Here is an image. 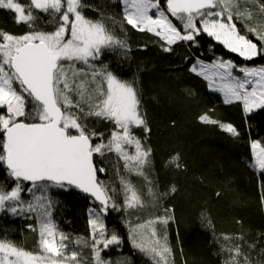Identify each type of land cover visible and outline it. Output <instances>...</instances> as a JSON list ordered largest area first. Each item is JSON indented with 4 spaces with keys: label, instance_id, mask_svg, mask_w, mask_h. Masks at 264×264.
Masks as SVG:
<instances>
[{
    "label": "snow or ice",
    "instance_id": "1",
    "mask_svg": "<svg viewBox=\"0 0 264 264\" xmlns=\"http://www.w3.org/2000/svg\"><path fill=\"white\" fill-rule=\"evenodd\" d=\"M258 13L237 0H119L122 21L137 32L158 38L164 52L183 44L188 70L202 78L225 104L239 103L245 117L264 110V63L237 65L214 55L203 58L200 37L207 36L243 61L264 59V0H254ZM85 0H0V10L13 14L14 23L27 31L14 34L0 29V166L6 176L0 182V214L35 220L28 227L38 233V250L29 251L0 238V264H84L80 246L90 248L91 264H132L120 254L105 258L115 248L122 253L123 238L109 231L105 217L124 215L131 248L151 264H174L167 226L173 210L140 221L139 214L161 206L177 191L172 185L161 192L152 178L151 132L137 77H123L122 67L104 62L106 52L125 59L131 51L117 34L115 17L109 24L89 19ZM53 25L46 31L38 22ZM243 23V28L238 26ZM250 36L255 37V41ZM214 52V45L210 46ZM111 125L107 136L89 128L88 121ZM203 124L218 125L232 137L239 130L203 114ZM142 129L144 138L135 133ZM252 163L264 176V143L251 142ZM111 164L115 181L101 176ZM166 166L184 170L180 155ZM132 177L143 179L138 187ZM8 181H11L9 184ZM78 190L99 207L89 208V236L73 239L54 219L57 201L52 192ZM217 197L222 195L216 192ZM261 202L264 203V182ZM135 215L140 222L132 223ZM201 224L211 227L202 213ZM223 242H220V241ZM243 237L218 238L226 253L224 264H264V248L242 243ZM255 253V254H254Z\"/></svg>",
    "mask_w": 264,
    "mask_h": 264
},
{
    "label": "trees",
    "instance_id": "2",
    "mask_svg": "<svg viewBox=\"0 0 264 264\" xmlns=\"http://www.w3.org/2000/svg\"><path fill=\"white\" fill-rule=\"evenodd\" d=\"M20 2L27 4L28 0ZM85 3L92 5L84 9L89 19H100L103 13L105 21L113 24L108 17H115L117 34L130 45L126 59L112 52H106L103 59L114 68L122 67L124 78H138L142 107L151 128L146 143L153 152L152 178L161 192L172 185L177 189L174 195L161 201L160 207L141 212L140 219L164 215L165 208L173 210L175 219L167 226V233L174 264H224L226 253L221 252L218 243V238L224 234L243 237L245 248L248 244H256V251L264 248V203L261 202L264 176L250 166L251 142L264 143V110L245 117L239 103H223L220 94L210 91L202 78L188 70L185 56L189 49L185 45H176L172 52L166 53L158 38L151 34L137 32L126 24L121 32L119 0H85ZM237 3L241 8L247 6L258 13L254 0H237ZM258 15L264 19V15ZM38 23L43 30H53L51 24ZM238 26L243 28V23L238 22ZM0 29L17 35L28 30L23 24H15L13 14L7 10H0ZM250 38L259 43L254 36ZM200 40V51L205 60L220 55L237 65L264 63V59L243 61L207 36ZM212 45L214 52L209 50ZM203 114L220 123L232 124L240 136L232 137L218 125L201 123L199 117ZM88 126L105 136L111 129L110 124L102 121L90 120ZM134 131L144 138L142 129ZM177 153L186 166L184 170L166 166ZM106 166L109 172L101 179L114 182L112 166ZM4 176L6 173L0 166V182ZM132 179L138 187L144 186L142 178ZM216 192L222 195L217 197ZM52 195L57 201L54 219L60 230L73 239L88 238V210L99 205L75 189L53 190ZM202 213L211 220V227L201 224ZM130 218L133 224L138 221L135 215ZM105 222L109 231L116 230L124 240L122 253L112 248L102 253L105 258L124 254L131 258L132 264H149L131 248L122 213L110 212ZM29 224L35 226L36 221L0 214V238H7L26 250L37 251L38 233L29 229ZM80 250L84 258L89 256L90 248L81 245Z\"/></svg>",
    "mask_w": 264,
    "mask_h": 264
},
{
    "label": "rangeland",
    "instance_id": "3",
    "mask_svg": "<svg viewBox=\"0 0 264 264\" xmlns=\"http://www.w3.org/2000/svg\"><path fill=\"white\" fill-rule=\"evenodd\" d=\"M251 154H252V152H251ZM143 220H146V219H140V221H143ZM140 221H137V222H140ZM136 222V223H137ZM140 254V253H139ZM142 255V254H141ZM143 256V255H142ZM83 257V256H82ZM145 259H146V261H148V263L149 264H151V262L145 257V256H143ZM87 261V262H86ZM86 262V263H85ZM84 264H91V252H90V254H89V256L87 257V256H85V260H84Z\"/></svg>",
    "mask_w": 264,
    "mask_h": 264
},
{
    "label": "water",
    "instance_id": "4",
    "mask_svg": "<svg viewBox=\"0 0 264 264\" xmlns=\"http://www.w3.org/2000/svg\"><path fill=\"white\" fill-rule=\"evenodd\" d=\"M81 193V192H80ZM83 194V193H82ZM83 195H85V196H87L86 194H83ZM88 198H90L92 201H93V198H91V197H89V196H87Z\"/></svg>",
    "mask_w": 264,
    "mask_h": 264
}]
</instances>
